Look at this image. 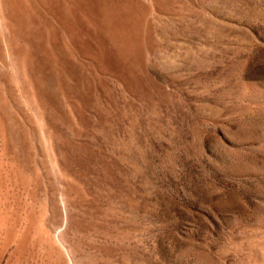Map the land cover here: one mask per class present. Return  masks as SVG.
Returning a JSON list of instances; mask_svg holds the SVG:
<instances>
[{
	"label": "rangeland",
	"instance_id": "374dc122",
	"mask_svg": "<svg viewBox=\"0 0 264 264\" xmlns=\"http://www.w3.org/2000/svg\"><path fill=\"white\" fill-rule=\"evenodd\" d=\"M0 264H264V0H0Z\"/></svg>",
	"mask_w": 264,
	"mask_h": 264
}]
</instances>
